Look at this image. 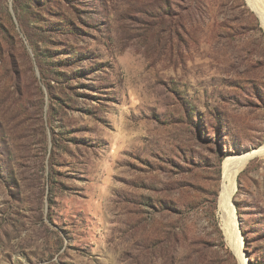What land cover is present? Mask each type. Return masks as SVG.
<instances>
[{
    "label": "rangeland",
    "instance_id": "obj_1",
    "mask_svg": "<svg viewBox=\"0 0 264 264\" xmlns=\"http://www.w3.org/2000/svg\"><path fill=\"white\" fill-rule=\"evenodd\" d=\"M261 3L0 0V264H241L217 198L264 144ZM235 186L264 264V155Z\"/></svg>",
    "mask_w": 264,
    "mask_h": 264
},
{
    "label": "bare ground",
    "instance_id": "obj_2",
    "mask_svg": "<svg viewBox=\"0 0 264 264\" xmlns=\"http://www.w3.org/2000/svg\"><path fill=\"white\" fill-rule=\"evenodd\" d=\"M251 9L254 3L262 2L264 0H246ZM261 3V4H262ZM263 6V5H262ZM261 9V8H260ZM261 11V10H260ZM262 16V15H261ZM262 19V17H261ZM264 155V144L250 153L241 156H234L227 158L222 164V181L221 187L217 198V213L227 243L230 244L233 251L237 254L241 264H247L241 254L242 239L237 231V221L235 208L232 203V196L235 192V180L241 169L253 157Z\"/></svg>",
    "mask_w": 264,
    "mask_h": 264
},
{
    "label": "water",
    "instance_id": "obj_3",
    "mask_svg": "<svg viewBox=\"0 0 264 264\" xmlns=\"http://www.w3.org/2000/svg\"><path fill=\"white\" fill-rule=\"evenodd\" d=\"M236 185H237V183H236ZM237 187V186H236ZM237 189V188H236ZM233 206H234V204H233ZM234 208H235V206H234ZM235 211V214H236V221H237V223H239V217H238V215H237V213H236V209L234 210ZM239 225L237 224V231H238V227Z\"/></svg>",
    "mask_w": 264,
    "mask_h": 264
}]
</instances>
